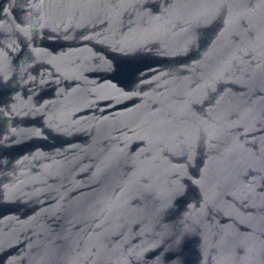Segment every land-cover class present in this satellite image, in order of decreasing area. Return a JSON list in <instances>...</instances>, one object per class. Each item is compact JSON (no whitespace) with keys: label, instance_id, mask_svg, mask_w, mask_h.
<instances>
[{"label":"water","instance_id":"1","mask_svg":"<svg viewBox=\"0 0 264 264\" xmlns=\"http://www.w3.org/2000/svg\"><path fill=\"white\" fill-rule=\"evenodd\" d=\"M0 264H264V0H0Z\"/></svg>","mask_w":264,"mask_h":264}]
</instances>
